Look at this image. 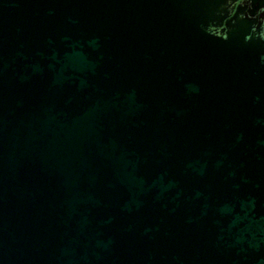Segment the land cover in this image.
Segmentation results:
<instances>
[{
    "label": "water",
    "instance_id": "water-1",
    "mask_svg": "<svg viewBox=\"0 0 264 264\" xmlns=\"http://www.w3.org/2000/svg\"><path fill=\"white\" fill-rule=\"evenodd\" d=\"M0 264H264V0H0Z\"/></svg>",
    "mask_w": 264,
    "mask_h": 264
}]
</instances>
